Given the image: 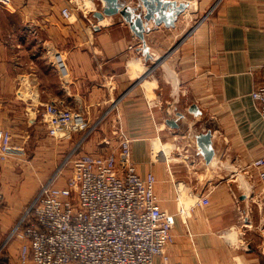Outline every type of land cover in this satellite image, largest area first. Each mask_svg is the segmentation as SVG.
Returning <instances> with one entry per match:
<instances>
[{"label":"crops","instance_id":"crops-1","mask_svg":"<svg viewBox=\"0 0 264 264\" xmlns=\"http://www.w3.org/2000/svg\"><path fill=\"white\" fill-rule=\"evenodd\" d=\"M200 3H215L208 21L166 50L156 43L163 24L145 32L163 57L156 64L143 60L138 37L119 14L93 16L97 0H11L0 12V124L22 147L29 129L47 130L46 103L80 110L98 123L76 154L110 151L117 145L113 131L122 127L137 171L155 175L161 207L174 215L169 260L155 256L153 264H264V189L250 165L264 154V119L251 97L264 80V0H190L195 10L185 9L164 28H176ZM56 52L67 65L65 79ZM172 97L180 110L190 104L200 110L192 128L182 123L173 131L166 124L164 105ZM206 130L212 166L188 139ZM81 134L73 132L69 144ZM179 200L186 202L183 214ZM21 210L1 205L0 245ZM21 242L14 232L6 252L18 251Z\"/></svg>","mask_w":264,"mask_h":264},{"label":"built area","instance_id":"built-area-1","mask_svg":"<svg viewBox=\"0 0 264 264\" xmlns=\"http://www.w3.org/2000/svg\"><path fill=\"white\" fill-rule=\"evenodd\" d=\"M10 3L0 0V12ZM62 14L68 16V8ZM54 63L65 79L68 68L59 52L54 53ZM251 97L264 119V80L252 89ZM42 116L54 137L82 134L66 163L40 183L11 230L22 239L18 263L153 264L155 256L168 262L165 249L171 241L174 215L161 207L155 175L137 171L129 135L118 126L113 131L117 140L113 149L76 154L98 121L91 124L80 110L52 103L44 105ZM21 150L12 142L11 131L0 124V161ZM154 155L159 157L158 152ZM65 165L69 167L66 176ZM250 165L257 169L264 189V154ZM3 200L0 191V207ZM185 211L183 205L178 208L179 213Z\"/></svg>","mask_w":264,"mask_h":264},{"label":"rangeland","instance_id":"rangeland-1","mask_svg":"<svg viewBox=\"0 0 264 264\" xmlns=\"http://www.w3.org/2000/svg\"><path fill=\"white\" fill-rule=\"evenodd\" d=\"M215 3L210 7L200 3V8L194 14L187 10L177 21L176 28L166 29L162 26L158 33L159 40L156 42L158 48L166 50L187 33H193L206 23L215 8ZM67 138L69 137H54L47 130L42 133V131L36 132L34 129H29V134L25 138L23 137L22 150L14 152L6 160L0 161V191L4 195L2 207L8 203H14L22 209L20 214L18 213L19 216L16 215L13 219V224H16L22 216V212L31 202L40 183L44 182L58 165L65 164L68 160L73 146L69 144ZM19 139L20 137L12 132L13 143L16 144L15 142ZM68 171L69 167L65 165L63 175L66 176ZM178 202L179 207L185 206L184 200ZM12 234L10 231L3 244L0 245V264H19L17 250H13L11 253L6 252L5 245Z\"/></svg>","mask_w":264,"mask_h":264},{"label":"water","instance_id":"water-1","mask_svg":"<svg viewBox=\"0 0 264 264\" xmlns=\"http://www.w3.org/2000/svg\"><path fill=\"white\" fill-rule=\"evenodd\" d=\"M100 3L99 9L93 12V16L101 19L104 16L119 14L128 25L130 31L138 37L143 60L154 59L156 64L160 63L162 58L145 41L144 34L158 25L165 27L175 25L178 15L186 8L194 11L195 7L190 5V0H97ZM178 98L172 97L164 105L165 122L175 131L182 123L192 128L200 114V110L195 104H190L182 110L177 108ZM186 114H190L188 118ZM189 141L196 148L197 153L201 155L207 165H214L215 152L211 145V131H192L188 137Z\"/></svg>","mask_w":264,"mask_h":264},{"label":"bare ground","instance_id":"bare-ground-1","mask_svg":"<svg viewBox=\"0 0 264 264\" xmlns=\"http://www.w3.org/2000/svg\"><path fill=\"white\" fill-rule=\"evenodd\" d=\"M186 9H187V8H186ZM72 14H73V13H72ZM144 70H145V69H144ZM141 71H142V70H141ZM136 72H137V71H136ZM139 73H140V72H139ZM139 73H138V74H139ZM169 74H170V73H169ZM169 77H170V76H169Z\"/></svg>","mask_w":264,"mask_h":264}]
</instances>
